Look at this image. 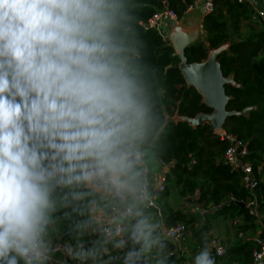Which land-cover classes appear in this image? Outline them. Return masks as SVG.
<instances>
[{"label": "clouds", "instance_id": "obj_1", "mask_svg": "<svg viewBox=\"0 0 264 264\" xmlns=\"http://www.w3.org/2000/svg\"><path fill=\"white\" fill-rule=\"evenodd\" d=\"M137 22L135 0H0V264H170Z\"/></svg>", "mask_w": 264, "mask_h": 264}, {"label": "trees", "instance_id": "obj_2", "mask_svg": "<svg viewBox=\"0 0 264 264\" xmlns=\"http://www.w3.org/2000/svg\"><path fill=\"white\" fill-rule=\"evenodd\" d=\"M135 2L140 59L159 117L151 151L156 161L169 166L166 186L160 196L183 199L197 192L196 204L200 208L218 206L215 215L242 218L245 224L237 226L236 234L244 232L248 223L259 228L257 220L264 215V27L251 20L245 4L237 0H213V11L201 19L202 35L183 48L187 63L206 61L209 53L217 50L216 60L222 74L232 77L233 83L225 85L226 109L238 114L228 116L222 130L247 143L245 161L250 163L252 170L251 188L248 189L243 185L241 169H231L221 159L228 140L221 138L208 122L197 126L187 122L188 118L211 112V108L205 104L200 91L186 82L175 48L161 32L148 25L152 14L163 8L173 11L179 20L193 0ZM256 3L264 7V0H256ZM240 27H244V31L240 32ZM252 195H257L260 201L258 216L249 214L244 205L238 204ZM161 207L160 218L165 226L183 223L195 237L205 228H194L201 217L199 212H185L181 207L164 203ZM201 241L203 247L204 238ZM168 242L174 253L169 257L170 264H183L184 257L177 255L170 239ZM259 247L258 242L238 238L231 246L227 245L225 253L216 260L220 264H248L253 248ZM66 264L74 262L66 258Z\"/></svg>", "mask_w": 264, "mask_h": 264}, {"label": "crops", "instance_id": "obj_3", "mask_svg": "<svg viewBox=\"0 0 264 264\" xmlns=\"http://www.w3.org/2000/svg\"><path fill=\"white\" fill-rule=\"evenodd\" d=\"M201 7H195L191 9H187L186 13L182 18L176 21L165 20L162 22V31L164 38L169 41V43L175 48L176 53L178 56L183 53V48L189 42L196 40L201 33L200 22L202 19V11ZM196 11L200 12V15H197ZM190 14H193L192 17ZM219 136L222 134H229L222 130H214ZM152 152V151H151ZM222 159V157H221ZM169 173V166L161 164L160 162L155 160L154 154L152 152V165H151V178L152 183L154 185V192H155V202L153 208H155L156 216L160 218V210L162 209L161 204L164 205H171L174 207H181L184 211L189 212H199L201 215L200 220L194 224V228H199L204 226L205 228L202 230L200 235H196L195 237L192 234L190 229H187L183 239L180 242L172 241L175 248L176 253L178 256L184 257L183 264H194V258L199 253L202 248V241L201 238H204L205 244L210 250L211 255L215 259V264H220V261L216 260L215 254H213L212 249L208 245V240L212 236L218 237L221 242L227 248V245L231 246L233 242L240 238L242 241L251 240L258 242L259 245L264 243V215L260 216L257 220L259 224V228L255 231V233H251L250 235H244L242 231H237V226L244 225L245 223H240L238 220L242 218L236 217L234 219L229 218V215H215L214 214V206L208 205L206 207H201L196 204V200L198 198L197 192L193 196H189L187 198L169 196L167 199L162 198L160 196V192L157 190V186L161 183L162 178H166ZM257 196V195H256ZM258 197V196H257ZM259 199V198H258ZM199 210V211H198ZM239 218V219H238ZM238 219V220H237ZM237 220V223H236ZM243 221V220H242ZM165 225H163L164 227ZM263 233V236L261 234ZM66 260V258H64Z\"/></svg>", "mask_w": 264, "mask_h": 264}, {"label": "built area", "instance_id": "obj_4", "mask_svg": "<svg viewBox=\"0 0 264 264\" xmlns=\"http://www.w3.org/2000/svg\"><path fill=\"white\" fill-rule=\"evenodd\" d=\"M238 3L245 4L250 11V18L254 22L260 23L264 27V7H258L256 0H237ZM203 7L202 14H207L213 11V0H193L192 5L188 9L195 7ZM166 16L168 20L176 21V15L173 11L163 8L162 10L155 11L148 21V25L156 28L162 33V17ZM201 27V24H200ZM164 37V35H163ZM221 138H226L228 144L222 154V161L231 169H241L243 172V185L250 189L252 181V170L249 162L245 161V156L248 154L247 143L238 138L235 134H222ZM158 191L165 189V179L162 178L161 183L156 187ZM244 206L248 209L249 214L258 216L259 199L256 195L247 197L243 202ZM164 230L171 241L180 242L185 234L186 227L183 223H176L170 226H164ZM208 245L212 249L213 254L220 257L225 251L226 247L217 237L212 236L208 240ZM59 251V249H58ZM64 264L66 260L64 259ZM248 264H264V243L259 248H253L251 253V261Z\"/></svg>", "mask_w": 264, "mask_h": 264}, {"label": "water", "instance_id": "obj_5", "mask_svg": "<svg viewBox=\"0 0 264 264\" xmlns=\"http://www.w3.org/2000/svg\"><path fill=\"white\" fill-rule=\"evenodd\" d=\"M200 9L203 11L202 6ZM162 19L165 21L167 18L163 16ZM216 56L217 50H213L209 53L206 61L187 63L184 53L179 55L181 59L180 69L186 82L200 91L205 104L211 108V112L200 113L193 118L186 119L187 122L192 126L208 122L214 130H220L228 116L238 113L226 109L228 96L225 93V85L233 83V80L231 76L222 74ZM253 184H255V180H253ZM238 204L244 205L243 202H238Z\"/></svg>", "mask_w": 264, "mask_h": 264}, {"label": "rangeland", "instance_id": "obj_6", "mask_svg": "<svg viewBox=\"0 0 264 264\" xmlns=\"http://www.w3.org/2000/svg\"><path fill=\"white\" fill-rule=\"evenodd\" d=\"M197 8H198V7H197ZM196 13H197V15H200V12H199V11H198V12L196 11ZM192 15H193V14H190L191 17H192ZM166 20H167V19H166ZM200 24H201V22H200ZM257 25L261 27L260 24L257 23ZM244 29H245L244 27H240V28H239V31L242 32V31H244ZM236 33H237V31H236ZM163 35H165V34H163ZM165 186H166V184H165ZM172 195H174V193H172ZM243 204H244V203H243ZM217 207H218V206H215L213 209H214V210H217ZM240 218H241V217H240ZM238 219H239V218H238ZM238 219H237V220H238ZM237 220H236V223H237ZM238 221H239L240 223L243 222L242 219H241V220H238ZM257 229H258V228L255 227L254 225L248 223V225H247L245 231L243 232V234L248 236V235H250V232H251V233H255V231H256ZM217 238H218V237H217Z\"/></svg>", "mask_w": 264, "mask_h": 264}]
</instances>
